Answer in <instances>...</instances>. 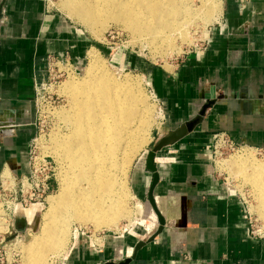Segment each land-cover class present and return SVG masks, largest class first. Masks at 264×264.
Masks as SVG:
<instances>
[{"label":"crops","instance_id":"crops-1","mask_svg":"<svg viewBox=\"0 0 264 264\" xmlns=\"http://www.w3.org/2000/svg\"><path fill=\"white\" fill-rule=\"evenodd\" d=\"M83 44L71 23L45 13L43 0H0V119L10 117L20 124L15 136L0 145V168L9 163L29 171L38 71L46 66L48 54L68 50L73 55ZM179 68L177 75L164 77L158 69L156 85L166 117L151 143L200 117L206 95L216 102L192 132L156 153L159 182L154 195L167 224L130 264H264V238L248 235L247 207L219 177L213 151L217 131L264 149V0H249L246 9L239 0H224L222 19L210 39ZM149 150L131 169L133 190L143 200L153 178L146 167ZM145 227L152 235L158 223ZM135 238L110 243L102 237L99 249H85L81 242L72 247L71 257L79 260L75 264H97L102 257L107 262L120 247L133 254L138 241L145 240Z\"/></svg>","mask_w":264,"mask_h":264},{"label":"bare ground","instance_id":"bare-ground-1","mask_svg":"<svg viewBox=\"0 0 264 264\" xmlns=\"http://www.w3.org/2000/svg\"><path fill=\"white\" fill-rule=\"evenodd\" d=\"M63 7L90 26L106 17L124 19L135 33L158 44L174 40L179 32L184 38L185 24L193 17L210 22L222 16V0H63ZM89 57L85 83L70 79L64 85L72 95L71 111L64 117L69 132L61 136L55 148L67 165L68 176L58 192L48 196L50 204L42 230L27 244L28 262L32 264L36 262L33 252L46 240L52 239L58 251L66 249L69 226L64 223L75 220L95 229L112 228L127 216L119 201L127 190L124 177L137 152L149 142L143 137L150 125L151 108L141 85L117 79L95 49ZM234 162L239 173L252 169L249 175L258 176L251 179L256 183L263 214L264 166L249 163L246 169L241 168L239 159ZM4 176H9L8 169ZM34 205L23 209V216ZM24 218L27 220V215ZM155 224L149 218L145 223L147 229ZM41 251L37 254L40 261L45 258Z\"/></svg>","mask_w":264,"mask_h":264},{"label":"rangeland","instance_id":"rangeland-1","mask_svg":"<svg viewBox=\"0 0 264 264\" xmlns=\"http://www.w3.org/2000/svg\"><path fill=\"white\" fill-rule=\"evenodd\" d=\"M43 3L45 13L58 14L66 19L77 29L79 37H82L84 40L83 46L77 47L76 53L73 55L68 50L64 54L61 53V55L48 54L46 66L40 68L36 76L38 79L41 71H44V73L46 71V83L42 85V81H40L38 86L35 85V91L36 93L38 92V104H36L35 100L36 132L33 137H37L41 155L50 159L53 163L55 168L53 184L56 186L53 193H56L62 181L68 176L67 165L55 148L61 136L69 132V127L64 117L65 114L71 111L72 95L67 93L64 85L70 79L85 83L86 68L90 63V50L95 49L97 51L98 55L104 59L108 70L117 79H130L138 82L150 105V125L143 137L144 140H149V142L145 143L137 152L132 162L133 165L134 161L145 149H153L157 142L151 143V141L153 137H158L163 129L161 123L166 117V105L164 99L159 95L156 85L158 69L161 70L162 77L166 74L177 75L180 69L179 66H185L189 59L196 58L199 55L211 37V30L222 19L224 0H222V16L220 20L218 19L219 21L212 20L209 22L203 18L196 17L197 19H195L193 17L190 19V21L192 20L191 22L187 21V24H185L184 38L181 37V33L179 32L176 35L177 37H174V40L162 42L161 44L152 43L149 41L148 36L135 33L124 19L106 17L102 21L90 26L77 17L72 16L63 7V0H43ZM248 3L249 1L244 8H242L240 2L239 5L241 9H246ZM177 31L179 30L177 29ZM50 55H55L57 57L56 60H60L61 63L49 65L48 57ZM64 68L68 69L69 73L60 76L61 71L59 70ZM255 148L247 144V147L224 150L222 155L218 153V157L214 158V166L221 180L227 186L233 187L237 191V194L246 201L247 207L253 217V223H255L254 229L260 227L264 230V213L262 214L259 208L263 207V205H260L261 201L258 196L259 192L257 191L256 183L252 181V179L258 176L249 175L250 172L253 173L252 169L247 173H239L237 167L233 166L235 158L239 159L241 168H249L247 167L249 163H254L255 165L262 164L264 166V152L259 153ZM132 165L127 172V177H124L127 190H125V195L119 199L120 203L122 202L125 206L124 208L127 210V216L130 215L128 216L129 218L127 216H125L126 218L122 217L119 219L117 226L112 228L101 227L95 229L91 225H80L75 220L70 221V224L64 223V226H69L67 230L69 239L67 238L64 244L66 249L58 251V247H55L52 239L46 240L41 248L33 252L36 259L35 264H75V261L79 262V260L72 259V247L75 244L83 242L85 249L88 245L90 247L94 245L93 249H99L97 248L99 247L97 243H102L100 239L102 237L110 240V243L120 237L130 242L136 239L135 236L145 240L149 237L153 230L150 233L146 230L145 221L148 218L154 219L157 224V215L152 207H150L148 199H141L133 190L131 184ZM260 178L258 179L260 180ZM49 204L50 198L48 197L47 202L32 206L26 212L27 220H21V217H25L26 215H19L17 219L19 237L16 241H11L15 236L12 237L10 240L12 244H8L5 248L9 259L13 257L14 253H17L18 256L16 258L21 264H32L31 261L28 262L31 256L29 255L27 244L33 236L41 232ZM41 249L40 253L45 256L42 261L37 259V254H39ZM131 254L132 252L129 248L124 249L120 247L119 251L117 249L115 257H110L109 261L121 262ZM105 260L102 257L97 264H104Z\"/></svg>","mask_w":264,"mask_h":264},{"label":"built area","instance_id":"built-area-1","mask_svg":"<svg viewBox=\"0 0 264 264\" xmlns=\"http://www.w3.org/2000/svg\"><path fill=\"white\" fill-rule=\"evenodd\" d=\"M249 0H239L242 8H244ZM55 55L48 57L49 65H56L61 63L56 60ZM69 62V61H67ZM68 64V63H66ZM65 64V65H66ZM60 76L68 74V69H60ZM43 72V73H42ZM46 73V71H45ZM41 71L39 78L35 79L36 86L42 81L45 82L46 74ZM36 93V104H38ZM36 124V123H35ZM20 124L10 117L0 119V145L6 140L12 138L17 133ZM238 147H247L246 143H240L235 140L226 131H217L214 137L213 151L214 158L218 157V153L222 155L224 150H234ZM257 152H264L263 148L256 147ZM29 153V171L20 172L18 168L12 167L9 163H5L0 168V264H21L16 258L17 253L9 259L6 247L14 236H18L19 230L17 219L20 215L21 209L31 206L32 204H43L47 202V198L55 191L53 179L55 175V168L50 159L44 157L39 152V145L37 137H33L28 144ZM9 170V176H4V171ZM242 198V197H241ZM246 207L247 203L243 199ZM247 231L248 235L255 238H264V230L260 227L254 229L252 214L247 207Z\"/></svg>","mask_w":264,"mask_h":264},{"label":"water","instance_id":"water-1","mask_svg":"<svg viewBox=\"0 0 264 264\" xmlns=\"http://www.w3.org/2000/svg\"><path fill=\"white\" fill-rule=\"evenodd\" d=\"M205 97H206V103L202 105L201 111L199 113L200 117L192 119L187 123L181 125L179 128L170 131L168 134L160 137L157 143L155 144V146L153 147V149L147 153L146 167L153 175L152 183L148 191V201L152 209L154 210L155 214L157 215L158 228L152 235H150V237H148L147 240L138 241V243L135 245L134 252L131 255V257H127L125 260L121 262L107 261L104 264H130L133 260L137 258V254L139 250H141L148 243L152 242L165 229L167 221L165 216L160 211L154 195L155 187L159 182V173L157 170V166L155 164V156L156 153L161 148L184 138L186 135H188L190 132H192L195 129L197 123L201 119V116H203L206 110L216 102L215 99H211L209 95H206Z\"/></svg>","mask_w":264,"mask_h":264}]
</instances>
